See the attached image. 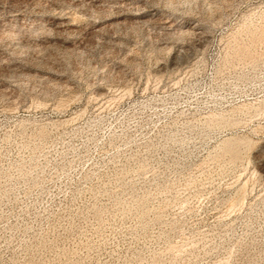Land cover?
Here are the masks:
<instances>
[{"label": "rangeland", "instance_id": "rangeland-1", "mask_svg": "<svg viewBox=\"0 0 264 264\" xmlns=\"http://www.w3.org/2000/svg\"><path fill=\"white\" fill-rule=\"evenodd\" d=\"M0 264H264V0H0Z\"/></svg>", "mask_w": 264, "mask_h": 264}]
</instances>
